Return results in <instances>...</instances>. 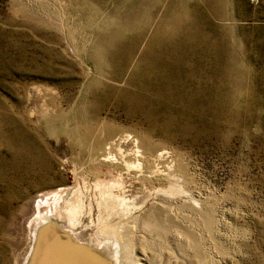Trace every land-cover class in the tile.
I'll return each mask as SVG.
<instances>
[{"label":"rangeland","instance_id":"rangeland-1","mask_svg":"<svg viewBox=\"0 0 264 264\" xmlns=\"http://www.w3.org/2000/svg\"><path fill=\"white\" fill-rule=\"evenodd\" d=\"M69 189L126 264H264V0H0V264Z\"/></svg>","mask_w":264,"mask_h":264},{"label":"bare ground","instance_id":"bare-ground-1","mask_svg":"<svg viewBox=\"0 0 264 264\" xmlns=\"http://www.w3.org/2000/svg\"><path fill=\"white\" fill-rule=\"evenodd\" d=\"M202 5V4H201ZM195 12V11H194ZM179 19V18H178ZM188 20V19H187ZM182 22V21H181ZM180 23V21H179ZM178 24V23H177ZM188 24V23H187ZM180 25V24H179ZM183 25V24H182ZM185 27V26H184ZM180 28V27H179ZM183 29V28H182ZM191 29V28H190ZM201 29V28H200ZM170 30V29H169ZM178 30V28H177ZM189 30V29H188ZM194 30V29H192ZM173 31V30H172ZM184 31V29H183ZM179 33V32H178ZM187 34V33H186ZM194 34V33H193ZM183 35V34H182ZM165 36V35H164ZM188 36V35H187ZM165 38V37H164ZM176 38V37H174ZM191 38V37H190ZM206 39V37H205ZM171 40V39H170ZM161 43V42H160ZM169 43V42H168ZM167 44V43H166ZM147 45V44H146ZM218 49V48H217ZM122 59V58H121ZM143 70V69H142ZM99 117V116H98ZM99 121V120H98ZM101 121V120H100ZM56 122V121H55ZM100 123V122H99ZM109 123V122H108ZM98 124V123H97ZM113 124V123H112ZM111 124V125H112ZM96 125V124H95ZM95 125H93L95 127ZM101 125V124H100ZM99 125V126H100ZM104 125V124H103ZM50 126V125H49ZM92 126V128H93ZM98 126V125H97ZM117 126V125H116ZM102 127V126H101ZM118 127V126H117ZM97 127L96 129H98ZM68 129V128H66ZM65 129V130H66ZM74 129V128H73ZM103 130V129H102ZM89 131V130H88ZM105 131V129H104ZM118 131V130H117ZM116 131V132H117ZM50 132V131H48ZM92 132V131H90ZM96 133V130L94 131ZM98 132V130H97ZM109 132V131H108ZM115 132V131H112ZM128 132V131H127ZM126 132V133H127ZM68 133V132H67ZM99 133V132H98ZM103 133V132H101ZM105 133V132H104ZM72 134V132L70 133ZM123 134V132H122ZM69 135V134H67ZM95 135L96 134H92ZM100 135V134H99ZM116 135V134H115ZM132 135V133H131ZM137 135V134H136ZM101 136V135H100ZM103 136V134H102ZM105 136V135H104ZM117 136V135H116ZM122 136V135H121ZM129 136V135H127ZM80 137V136H79ZM97 137V136H96ZM118 137V136H117ZM82 138V137H81ZM80 138V139H81ZM89 138V137H88ZM98 138V137H97ZM101 138V137H100ZM99 138V139H100ZM123 138V137H122ZM128 138V137H127ZM69 139V138H68ZM93 139V138H91ZM95 139V137H94ZM126 139V137H125ZM133 139V137H132ZM90 140V139H89ZM98 141V139H96ZM107 140V139H106ZM81 141V140H80ZM95 141V140H94ZM108 141V140H107ZM132 141V140H131ZM142 141V140H141ZM147 141V140H146ZM77 142V141H76ZM83 142V141H82ZM89 142V141H88ZM104 142V141H103ZM129 142V141H127ZM136 142V141H135ZM140 142V141H139ZM38 143V142H37ZM95 143V142H93ZM92 143V144H93ZM99 144H101L98 141ZM97 143V144H98ZM107 143V142H106ZM120 143L117 142L115 139L112 142L113 144ZM126 143V142H125ZM138 143V142H137ZM141 143V142H140ZM130 144V143H129ZM148 144V142H147ZM77 145V144H76ZM80 145V144H79ZM96 145V143H95ZM111 145V144H110ZM136 145V144H135ZM138 145V144H137ZM136 145V146H137ZM83 146V143H82ZM87 146V145H86ZM98 147V145H96ZM141 146V145H140ZM139 146V147H140ZM22 147V146H21ZM90 147V146H89ZM96 147V148H97ZM111 147V146H110ZM146 147V146H145ZM123 148V147H122ZM121 148V149H122ZM138 148V146H137ZM153 148V147H152ZM145 149V148H143ZM106 150V149H104ZM137 150V149H136ZM148 150V149H147ZM154 150V148H153ZM161 150V149H160ZM95 151V150H94ZM121 151V150H119ZM146 151V150H145ZM149 151V150H148ZM165 151V150H164ZM93 152V151H92ZM112 152V151H111ZM137 152V151H136ZM142 152V151H141ZM162 152V151H161ZM110 153V150L108 154ZM128 153V152H127ZM146 153V152H145ZM101 154V151H100ZM99 154V155H100ZM138 154V153H137ZM143 154V153H142ZM141 154V155H142ZM98 155V156H99ZM122 156V159H124V155L120 153ZM125 155H128L125 153ZM133 155V154H132ZM139 155V154H138ZM150 155V153H149ZM110 156V155H108ZM116 156V155H115ZM135 156V155H134ZM153 156V155H151ZM156 156V155H155ZM163 156V155H162ZM112 157V156H111ZM167 157V156H166ZM107 158V157H106ZM110 158V157H109ZM114 158V157H113ZM161 158V157H160ZM158 158V159H160ZM117 159V158H116ZM156 159V158H155ZM109 160V159H108ZM114 160V159H112ZM116 161V160H114ZM126 161V160H125ZM160 161V160H159ZM113 162V161H112ZM120 162V161H119ZM158 162V161H157ZM156 162V163H157ZM138 164V163H137ZM136 164V165H137ZM139 165V164H138ZM127 168L133 167L132 164L126 163ZM135 166V165H134ZM141 166V164H140ZM135 168V167H134ZM159 168V167H158ZM157 169V168H156ZM161 170V169H160ZM70 196V197H69ZM78 194L74 192L73 190H67V191H61L60 193H55L53 196L48 197L46 200L40 201V204L37 206V213L34 217V225H32L34 228L32 231L33 239H30L28 241V250H26V255L31 253L28 257H30L29 260H27L24 264H126V261L128 259V256L126 255V244L124 243L123 237L114 238L113 235L112 240L115 243L111 244V241L106 242L105 244H100L98 241L88 238L86 240L84 237H81L80 231H78L76 228L77 225V213L80 209V205L78 202ZM111 196V195H110ZM115 202V201H114ZM83 203V202H82ZM67 205V208L63 207V209H67L68 216L70 220H68V223L62 221L60 218L56 217L54 214H52V208L53 205ZM115 204V203H114ZM90 205V204H89ZM110 206V205H109ZM46 207H50V212L47 210L46 212L44 209ZM100 211V210H99ZM60 215V214H59ZM66 215V214H65ZM64 215V216H65ZM61 216V215H60ZM63 216V217H64ZM67 216V215H66ZM62 217V218H63ZM67 219V218H66ZM65 219V221H66ZM84 225V223H83ZM84 228V226H83ZM81 228V229H83ZM76 229V230H75ZM104 230L107 229V227L103 228ZM74 231V232H73ZM100 231V229H99ZM103 231V230H102ZM101 232V231H100ZM108 232V231H107ZM83 234V232H81ZM104 235V232H102ZM101 233V234H102ZM72 234V235H71ZM74 234V236H73ZM91 234V233H90ZM95 234V233H94ZM92 234V235H94ZM102 234V235H103ZM90 235L91 237H93ZM98 236V234H95ZM100 235V234H99ZM109 235V233H108ZM107 235V236H108ZM111 235V234H110ZM110 235L108 237H110ZM89 236V235H88ZM77 239H76V238ZM95 237V236H94ZM106 237V236H105ZM104 237V238H105ZM98 238V237H97ZM111 238V237H110ZM118 239V240H117ZM105 240V239H104ZM95 242V243H93ZM111 244V246H110ZM96 247V248H95ZM23 249V248H22ZM25 255V256H26ZM24 256V259H25ZM149 261V260H148ZM135 262V261H134ZM23 264V263H21ZM140 264V263H138ZM145 264V263H143ZM167 264V263H166Z\"/></svg>","mask_w":264,"mask_h":264}]
</instances>
